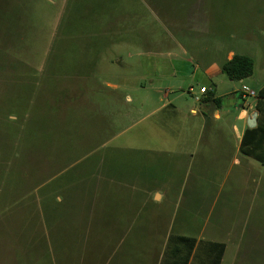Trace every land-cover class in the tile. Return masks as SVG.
Masks as SVG:
<instances>
[{
  "label": "rangeland",
  "instance_id": "obj_1",
  "mask_svg": "<svg viewBox=\"0 0 264 264\" xmlns=\"http://www.w3.org/2000/svg\"><path fill=\"white\" fill-rule=\"evenodd\" d=\"M218 43L221 53L208 59L224 62L229 48L250 57L254 74L244 84L258 93L264 0H0V264H58L52 217L60 216L62 233L74 232L65 221L92 185L125 184L133 197L149 198L141 183L150 185L153 174L135 137L152 132L158 119L150 114L161 103L139 85L167 80L152 73L157 64H202V50ZM221 77V86L231 85ZM181 80L184 89L201 85L198 75ZM253 163L259 183L245 200V236L236 244L220 233L222 264H264V165ZM149 212L145 207L143 218ZM142 240L153 238L148 232ZM91 255L93 264H110L107 252ZM80 264H90L89 254Z\"/></svg>",
  "mask_w": 264,
  "mask_h": 264
},
{
  "label": "crops",
  "instance_id": "obj_2",
  "mask_svg": "<svg viewBox=\"0 0 264 264\" xmlns=\"http://www.w3.org/2000/svg\"><path fill=\"white\" fill-rule=\"evenodd\" d=\"M205 19L204 14L198 15L197 26ZM215 46L202 50V64L196 67L191 60L183 58L173 63L167 61L166 68L157 64L152 73L167 80H152L149 87L139 85L161 103L150 114V118L158 119L153 123L152 132L135 137V147L148 154L153 174L154 181L150 185L140 182L149 198L142 201L133 197L134 194L127 193V189L133 191V188L120 183L88 187L89 200L74 202L76 214L72 215L70 223L65 221L74 232L62 233L58 228L60 216L52 217L50 225L54 226L53 237L60 253L58 264L84 263L87 254L93 264L96 261L92 262L91 254L98 253L102 257L104 252L109 255L110 264L113 261L161 264L165 253V264H184L185 247L169 245L174 222L179 223L178 238L225 243L219 239L223 230L228 237L236 239V244L244 238L248 225L245 200L251 185L259 183L255 181L253 163L259 161L244 153L241 145L247 130L251 129L249 118L258 113L257 93L254 92L253 101L251 96L243 95V88L248 87L244 80L221 86L222 65L235 55L244 54L229 48L224 62L214 57L208 59L209 52L218 56L221 53L220 43ZM175 66L180 74L174 71ZM197 75L201 79L199 90L193 86L184 89L181 79ZM168 77L180 80L168 81ZM202 88L207 92L202 94ZM195 96L200 97V102L195 101ZM161 160H164V168L158 166ZM159 168L162 183L157 178ZM225 189L228 190L223 194ZM163 204L173 207L163 208ZM218 206L220 212L214 217ZM145 207L150 212L143 218ZM180 210L184 214L178 216ZM148 232L153 240L144 243L142 238ZM200 244L197 243L188 264H204L206 245ZM119 253L121 258L117 260L114 257ZM94 259L98 261L99 257Z\"/></svg>",
  "mask_w": 264,
  "mask_h": 264
},
{
  "label": "trees",
  "instance_id": "obj_3",
  "mask_svg": "<svg viewBox=\"0 0 264 264\" xmlns=\"http://www.w3.org/2000/svg\"><path fill=\"white\" fill-rule=\"evenodd\" d=\"M222 73L230 81H242L250 78L254 74V61L245 55H235L231 60L222 65ZM213 94H211V97ZM257 111L259 113V124L254 129H248L242 141V150L247 155L264 163V87L257 93ZM219 103V100H215ZM182 245L186 249L184 264H188L197 247V240L185 237H171L170 244ZM204 264H222L224 255L227 250L226 243L205 242Z\"/></svg>",
  "mask_w": 264,
  "mask_h": 264
},
{
  "label": "built area",
  "instance_id": "obj_4",
  "mask_svg": "<svg viewBox=\"0 0 264 264\" xmlns=\"http://www.w3.org/2000/svg\"><path fill=\"white\" fill-rule=\"evenodd\" d=\"M200 92H201L202 94H204V93L207 92V89L202 88V89L200 90ZM242 93H243V95H245V96H254V95H255V93H254L253 91H251L248 87H244L243 90H242ZM194 99H195L196 102H200V100H201L200 97H197V96H195Z\"/></svg>",
  "mask_w": 264,
  "mask_h": 264
},
{
  "label": "water",
  "instance_id": "obj_5",
  "mask_svg": "<svg viewBox=\"0 0 264 264\" xmlns=\"http://www.w3.org/2000/svg\"><path fill=\"white\" fill-rule=\"evenodd\" d=\"M257 116H258V113L255 112L251 115V117L249 118V121H248V127L253 129L257 126Z\"/></svg>",
  "mask_w": 264,
  "mask_h": 264
}]
</instances>
